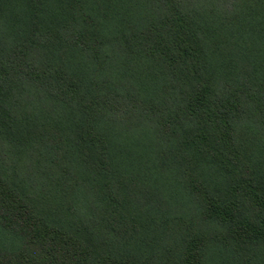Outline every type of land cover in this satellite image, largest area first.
<instances>
[{
  "label": "trees",
  "instance_id": "16d2710c",
  "mask_svg": "<svg viewBox=\"0 0 264 264\" xmlns=\"http://www.w3.org/2000/svg\"><path fill=\"white\" fill-rule=\"evenodd\" d=\"M0 264H264V0H0Z\"/></svg>",
  "mask_w": 264,
  "mask_h": 264
}]
</instances>
